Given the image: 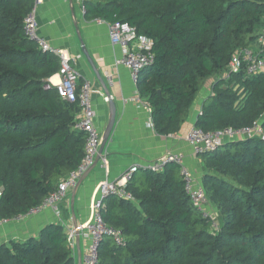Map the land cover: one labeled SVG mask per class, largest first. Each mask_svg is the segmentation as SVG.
Instances as JSON below:
<instances>
[{
	"label": "trees",
	"instance_id": "trees-1",
	"mask_svg": "<svg viewBox=\"0 0 264 264\" xmlns=\"http://www.w3.org/2000/svg\"><path fill=\"white\" fill-rule=\"evenodd\" d=\"M34 0H0V221L40 205L83 158L74 129L80 109L49 82L59 70L23 33ZM87 20L127 23L152 42L153 62L136 87L156 134L180 131L210 82L195 127L234 130L258 122L264 132V70L231 72L241 50L264 58V0H82ZM200 178L218 215L210 231L185 195L179 170L144 173L127 190L133 201L108 197L102 218L125 246L104 238L96 264H264V141H226L199 156ZM0 264H76L63 225L0 245Z\"/></svg>",
	"mask_w": 264,
	"mask_h": 264
},
{
	"label": "crops",
	"instance_id": "crops-1",
	"mask_svg": "<svg viewBox=\"0 0 264 264\" xmlns=\"http://www.w3.org/2000/svg\"><path fill=\"white\" fill-rule=\"evenodd\" d=\"M35 17L38 35L51 47L66 51L72 58L81 55L70 65L79 75L78 85L85 81L90 83L94 126L100 134L101 143L111 123L112 129L97 163L81 177L78 186L68 191L66 199L58 205V212L47 208L36 215L0 224V245L36 236L49 224L63 225L67 236L70 229L88 221L90 204L99 183L118 181L130 167H144L167 152L182 153L185 166L201 185L202 162L199 156L193 155L185 141V134L195 126L202 104L210 96V82L198 92L180 131L160 136L153 129L150 109L146 104L124 103V100L135 97L138 89L131 81L129 71L115 65L121 50L111 44L106 23L87 20L82 0H43L36 9ZM59 81L57 73L48 80L52 86ZM107 94L112 97L109 103L103 101V95ZM144 173L140 169L134 174L132 179L135 183L143 180ZM88 245L89 240L82 234L74 236L71 249L76 264H85Z\"/></svg>",
	"mask_w": 264,
	"mask_h": 264
},
{
	"label": "built area",
	"instance_id": "built-area-1",
	"mask_svg": "<svg viewBox=\"0 0 264 264\" xmlns=\"http://www.w3.org/2000/svg\"><path fill=\"white\" fill-rule=\"evenodd\" d=\"M43 0H34L30 13L24 18L23 33L30 41L36 44L42 53H52L59 59V70L57 75L60 77L59 83L55 86L58 96L69 103L77 104L80 111L74 121V129L83 132L85 137L83 158L80 164L72 170L64 179H61L57 189L49 194L40 205L30 209L25 215L15 217L11 220L0 221V224L17 221L26 216L36 215L44 209H52L58 212V205L67 197L68 191L78 184L81 177L92 167L95 158L98 156V148L101 144V137L94 126L95 113L91 104V86L85 81L81 85L77 84L79 75L71 67V61L80 59L81 55L73 58L66 51L51 47L47 41L38 35V25L35 17L37 7ZM98 22H103L96 20ZM105 23V22H104ZM109 39L112 45L120 47L121 56L116 60L115 65L123 66L129 71L130 79L137 84L140 73L150 66L153 62L151 52L152 42L144 37L136 35L134 28L127 23H106ZM264 47V42H263ZM231 72H237L243 69L247 74H258L264 70V58L250 50H241L229 62ZM112 97L103 95L105 103L111 102ZM132 102L144 105V102L137 95L133 98L124 100V103ZM258 137L264 141V132L258 122H254L250 127L241 129L225 128L214 132H204L200 128L192 126L185 134V141L190 146L193 155L200 156L217 150L225 140L243 141ZM169 165H174L179 170V176L183 182L185 195L188 197L192 207L201 216L202 219L209 222L210 231H218V215L215 209L208 202L205 191L200 183L193 177L190 170L184 164V155L182 153L167 152L162 157L153 160L144 167L138 165L132 166L126 170L118 181H103L99 183L96 196L90 204V214L88 221L76 228L70 229L67 234V241L71 247L74 245V236L82 234L89 240L86 248L84 262L85 264L97 263V250L101 241L108 238L116 246L124 247L125 241L121 232L113 227L106 225L102 218V209L104 201L108 197H115L124 201H133L132 194L127 190V184L130 182L136 172L143 169L144 172L162 173Z\"/></svg>",
	"mask_w": 264,
	"mask_h": 264
},
{
	"label": "water",
	"instance_id": "water-1",
	"mask_svg": "<svg viewBox=\"0 0 264 264\" xmlns=\"http://www.w3.org/2000/svg\"><path fill=\"white\" fill-rule=\"evenodd\" d=\"M84 55L87 56L86 53H85ZM87 58H88V56H87ZM111 129H112V123H111V126L109 127L107 133L105 134V136H104V138H103V142L101 143V146H100V148H99V150H98V156L101 155V153L103 152L104 146H105L106 141H107V139H108V137H109V134H110ZM98 156H97V158L95 159V161H94V163H93L92 166H94V165L97 163ZM78 182H79V181H78ZM77 186H78V184H77ZM71 199H72V201H73V197H71ZM72 206H73V205L71 204V209L73 208ZM72 213H73V211H72ZM76 227H77V226H76ZM76 227H75V228H76Z\"/></svg>",
	"mask_w": 264,
	"mask_h": 264
},
{
	"label": "bare ground",
	"instance_id": "bare-ground-1",
	"mask_svg": "<svg viewBox=\"0 0 264 264\" xmlns=\"http://www.w3.org/2000/svg\"><path fill=\"white\" fill-rule=\"evenodd\" d=\"M81 234V233H80Z\"/></svg>",
	"mask_w": 264,
	"mask_h": 264
}]
</instances>
